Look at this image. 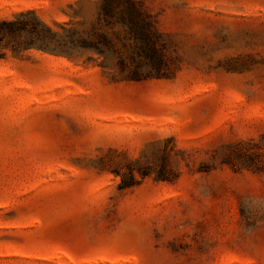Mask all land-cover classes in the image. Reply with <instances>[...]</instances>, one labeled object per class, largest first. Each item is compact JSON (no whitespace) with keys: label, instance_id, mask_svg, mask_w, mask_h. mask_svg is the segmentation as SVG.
I'll return each instance as SVG.
<instances>
[{"label":"rangeland","instance_id":"1","mask_svg":"<svg viewBox=\"0 0 264 264\" xmlns=\"http://www.w3.org/2000/svg\"><path fill=\"white\" fill-rule=\"evenodd\" d=\"M136 1L158 65L103 0H0V264H264V0Z\"/></svg>","mask_w":264,"mask_h":264},{"label":"trees","instance_id":"2","mask_svg":"<svg viewBox=\"0 0 264 264\" xmlns=\"http://www.w3.org/2000/svg\"><path fill=\"white\" fill-rule=\"evenodd\" d=\"M34 14L32 12L21 13L15 21H3L2 24L8 27L11 33H27L35 34L38 41L39 48L55 54H68L59 45L56 44L55 32H52L42 22L36 18L37 25L28 23V21L20 20L22 17H26ZM101 15L103 21L107 25L119 23L125 26L128 33L133 39L141 46L148 44V52L145 53V58L151 63L158 65L161 56V52L156 47V39L159 37L158 31L153 27L149 16L142 9L140 3L136 0H103ZM142 76H150V73L144 75L139 70L133 72V78L140 79ZM123 184L122 188L132 186Z\"/></svg>","mask_w":264,"mask_h":264}]
</instances>
